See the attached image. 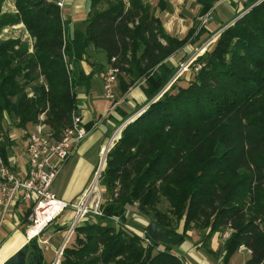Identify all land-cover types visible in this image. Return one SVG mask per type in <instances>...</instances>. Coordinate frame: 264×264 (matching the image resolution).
Returning <instances> with one entry per match:
<instances>
[{
    "label": "trees",
    "instance_id": "1",
    "mask_svg": "<svg viewBox=\"0 0 264 264\" xmlns=\"http://www.w3.org/2000/svg\"><path fill=\"white\" fill-rule=\"evenodd\" d=\"M100 1L90 0L83 27L67 38L54 2L14 0L16 12L5 13L0 0V34L22 24L33 41L29 51L20 38L0 39L5 164L19 146L13 130H30L42 117L59 139L71 125L77 111L74 88L90 78L79 67L89 49L104 53L121 94L138 86L148 104L121 128L106 155L98 183L107 191L101 195L102 215H88L76 227L59 264H183L172 251L193 229L204 240L228 233L224 263L243 247L250 253L244 264H264V0H247L242 12L221 24L190 75L173 81L178 68L169 59L196 43L205 26L179 39L165 31L146 0H109L98 9ZM218 1L195 0L198 17ZM156 7L164 12L166 0ZM118 111L124 122L135 115ZM163 201L167 214L159 210ZM129 211L163 230L157 245L146 229L148 246L128 230ZM170 214L178 222L174 227ZM22 250L27 264L45 263L36 240Z\"/></svg>",
    "mask_w": 264,
    "mask_h": 264
},
{
    "label": "crops",
    "instance_id": "2",
    "mask_svg": "<svg viewBox=\"0 0 264 264\" xmlns=\"http://www.w3.org/2000/svg\"><path fill=\"white\" fill-rule=\"evenodd\" d=\"M5 2L6 0H4V3ZM246 2L247 0H220L216 2L213 9L208 13L210 16V24L208 22V26H205L207 30L206 33L203 34L196 43L186 44L182 50L169 59V62L173 65L176 64L175 66H177V63L182 62L181 58L183 56H186L183 60L192 58L195 55L194 51H197L198 48H202V46H204L210 39L216 38L218 32L221 31V29L219 30L221 25L215 21L217 19V10L228 9L233 18L235 15L243 11V7ZM7 3L8 4L6 6L9 10H6L7 8L4 6V11H2L5 13H15L16 10L14 0H8ZM178 3L183 4V0ZM194 3L197 5L195 0ZM167 6V9L160 13L166 14V21L159 16L160 14L157 16L161 18L163 28L168 34L181 39L191 29L195 28L196 34L199 33L201 26L197 21L198 14L188 20L185 19V16L182 14H179V16L174 15L173 12L172 14H169L171 12H169L168 2ZM89 11L90 0H64V6L61 11V21L64 24L67 38H71L73 36L75 29L83 27L84 20L87 18ZM229 20H231V18L224 21V23ZM224 23L222 22L221 24ZM8 30H10V32L13 30L12 32L19 33L20 36H17L16 38H20L22 36L20 39L29 44V51H31L33 41L30 39L22 24L6 27L2 31L6 33ZM181 30L184 34L182 37L171 33L174 31L180 32ZM9 38L13 37H6V39ZM213 42L214 41H212V43ZM90 53L91 56H89L86 61H82L79 64L80 70L84 76H90V78L87 81H83L82 85L74 88V92L76 94V107L79 112V117L85 127L86 125H89L90 132L87 138L65 162L63 169L67 166L66 172H60L51 186L53 195L57 199L66 203L75 202L89 186L94 171L99 163V152L105 145H107L113 134L118 129L121 131V128L127 123V121H132L140 114H135L137 108H142L139 111L142 112L148 106L146 97L138 86L130 88L125 94H121L117 85L114 84V99L111 101L106 99L103 92V80L100 78V74L106 73L110 68L107 66L106 69L104 66V69L99 71L98 68H100L101 65H104L102 60L103 58L101 56L100 58L97 57V55H99L98 52L91 51ZM72 69L73 67L70 65V71H72ZM118 109L129 116H132L133 114L136 116L133 115L129 120L124 122L125 118H123ZM23 151L24 147H18L17 154H22ZM16 174L21 175L19 167H17ZM135 215L137 217L140 230H133L128 221L126 226H128V230L134 232L138 237H140L144 234L149 223L144 218L137 216V214ZM26 217V208L23 206L16 209L14 216H8L4 220H0V264H3L8 258L13 256L16 252L28 244L25 235L27 227ZM71 217L72 213L71 211H68L63 218L65 220L60 219V225L58 227L64 229L55 232L54 235L61 234V241L67 229L66 222H69ZM200 235L202 234H198V232L194 229L189 231L185 241L178 247L174 248L172 253L179 258L183 264H223V256L225 254V251L223 250L224 241L219 238V234H215L207 240L200 238ZM15 240L16 242H11ZM17 240L19 241L18 243ZM48 241L51 246V251L53 252L61 244V241L58 244L54 242V236H50ZM244 252L246 254H244ZM237 253L244 255V260L241 264H244L250 257V253L246 250ZM43 254L45 263L50 264L54 257L45 256V252ZM233 256L227 263L224 264H231Z\"/></svg>",
    "mask_w": 264,
    "mask_h": 264
},
{
    "label": "built area",
    "instance_id": "3",
    "mask_svg": "<svg viewBox=\"0 0 264 264\" xmlns=\"http://www.w3.org/2000/svg\"><path fill=\"white\" fill-rule=\"evenodd\" d=\"M48 1L56 4L61 16L64 0ZM209 19V14L204 16L201 21L202 25ZM115 74L116 70L111 68L106 73L100 74V78L103 80L104 97L110 101L114 99ZM39 120L30 130L21 131V135L26 138L22 154L16 153L8 157V164H5L0 157V220L14 216L17 208L25 206L27 241L29 243L31 240H36L42 251L47 252L51 250L48 241L50 236L47 237V230L59 226L61 217L71 210L70 225L65 231L61 244L53 252L54 259L50 263L59 264L63 249L71 239L76 227L85 221L88 215H102V198L98 191L99 176L104 169L107 153L119 137L118 135L116 138V133L120 129L100 150L99 163L89 186L75 202L66 203L53 195L51 186L65 162L87 138L90 131L86 129L81 118L74 116L73 113L71 125L63 131L59 139H55L46 126L41 123L43 118L40 117ZM17 167H19L21 175L16 174ZM113 221L118 224L117 218H113ZM221 236L224 240L228 233ZM140 238L144 246L151 244L150 238L145 233ZM242 250H244L243 247L239 249V251Z\"/></svg>",
    "mask_w": 264,
    "mask_h": 264
},
{
    "label": "rangeland",
    "instance_id": "4",
    "mask_svg": "<svg viewBox=\"0 0 264 264\" xmlns=\"http://www.w3.org/2000/svg\"><path fill=\"white\" fill-rule=\"evenodd\" d=\"M7 1L8 0H6V2L3 3V8H2L3 11H4V6H6L8 4ZM107 1H109V0H101L100 2L97 3L96 7L98 9H105L106 6H107ZM180 1L181 0H167V2L169 4V12H171L169 14H172V12L176 16H179V14H182V15L185 16V19H188V20L198 14L197 13L198 12V6L195 5L194 0H183V4L182 3H178ZM147 2L150 3L151 6L155 9V14L156 15L160 14V12L158 11V9L156 7V4H157L158 0H147ZM6 8H7V6H6ZM6 10H9V9L7 8ZM165 15L166 14L163 13V14H160L159 16H161L162 19L164 21H166L167 17ZM230 15H231V12L228 9H225V10L219 9V10L216 11V17H217V19L215 21H217V23H219V25H221L222 22H224V21L232 18V15L231 16ZM203 17H198L197 21L200 23V26H208V22L210 21V19L207 21V23H205L204 25H202L201 21H202ZM209 24H210V22H209ZM62 25L64 27V24L63 23H62ZM12 31L13 30H11V32H10V30H8L6 33L2 31L1 34H0V39H6V37H8V36L13 37V38H16L17 36H20L19 33H17V32L14 33ZM14 31H16V30H14ZM171 33L174 34V35H177L179 37H182L184 35L182 33V30L180 32H175L174 31V32H171ZM219 34H220V32H218V34L216 36L218 37ZM20 38H22V36ZM216 38L210 39L204 46H202V48H198L197 51H194L195 52V55L192 58H190V59L187 58L186 60H183L184 58H186V56H183L181 58V61L182 62L177 63L178 70H177L175 76L173 77L172 81L175 80L180 75H182L183 73H184L185 76H189L190 73L193 70V68L191 69V67H193L195 60L199 56L203 55L204 52L208 49V47L211 48V46L214 44ZM211 40L214 41V42L212 43ZM92 50L93 49H89V56H91V53L90 52ZM98 54L99 55H97V57L100 58V56H101L103 58L102 59L103 60V64L105 65V68H106L107 66L105 64V55H104V53L103 52H100V53L98 52ZM199 65L200 64L195 65V68L194 69L195 70L198 69L199 68ZM113 93H114V91H113ZM11 135H13V138L16 140L17 144L19 145L18 147L23 148L24 147V142H23L24 140L21 138L20 131L13 130ZM11 156L12 155H10L9 157H11ZM63 167H62V169H63ZM66 168H67V166H65V168L63 170L61 169L60 172H66ZM98 191H99V193H101L102 198H105V195H106L105 192H107V191H105L103 188L99 187V185H98ZM51 192L53 193L52 189H51ZM159 210L162 213H166V214L169 212L168 205H167V203L165 201H163L162 203H160ZM68 211H71V210H68ZM65 214L61 217V220H65V219H63L64 216H65ZM135 214H137V213H135V211H129V214H128V223L131 225V227H132L133 230L139 231L140 230V227L138 226V220H137V217H136ZM137 216H139V215H137ZM147 222L149 223V221H147ZM66 223H67L66 224V227L68 228L69 225H70V221L69 222L67 221ZM177 223H178L177 222V219L173 215L170 214L169 227H174V226H176ZM57 227L58 226H55V227L49 228L47 230V232H48L47 237L48 236H54V242L56 244H58L61 241L62 235L61 234L54 235L55 232L64 229V228L57 229ZM126 227H128V226H126ZM179 230H180V228H179ZM196 232H198V234L200 233L198 230H196ZM202 236L203 235H200L199 237L202 238ZM219 238L221 240H223L222 239V236H219ZM11 242H16V240L15 241H11ZM18 242L19 241L17 240V243ZM243 251L244 250H242V252ZM244 254H246V253L244 252ZM45 256H47V257H54V253H53V251L50 250L49 252H45ZM243 260H244V255L243 254L235 253V255L233 256V260H231L232 261L231 264H241Z\"/></svg>",
    "mask_w": 264,
    "mask_h": 264
},
{
    "label": "water",
    "instance_id": "5",
    "mask_svg": "<svg viewBox=\"0 0 264 264\" xmlns=\"http://www.w3.org/2000/svg\"><path fill=\"white\" fill-rule=\"evenodd\" d=\"M139 113H141V112H137V115ZM74 116L79 117V112L76 111L74 113ZM129 122L130 121H127V123H129ZM146 233H147L148 237H150L156 245L162 239L163 234H164L163 230L159 226H157L155 223H149L148 224V226L146 227ZM3 264H27L26 253L22 249H20L13 256L8 258ZM43 264H46V263H43Z\"/></svg>",
    "mask_w": 264,
    "mask_h": 264
},
{
    "label": "bare ground",
    "instance_id": "6",
    "mask_svg": "<svg viewBox=\"0 0 264 264\" xmlns=\"http://www.w3.org/2000/svg\"><path fill=\"white\" fill-rule=\"evenodd\" d=\"M118 131V130H117ZM119 133H120V130H119V132L118 133H116V138H117V136L119 135ZM32 231H34V230H32ZM31 235V234H30Z\"/></svg>",
    "mask_w": 264,
    "mask_h": 264
}]
</instances>
